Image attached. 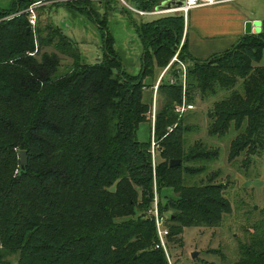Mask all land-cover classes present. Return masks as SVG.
I'll return each instance as SVG.
<instances>
[{
    "label": "trees",
    "instance_id": "obj_1",
    "mask_svg": "<svg viewBox=\"0 0 264 264\" xmlns=\"http://www.w3.org/2000/svg\"><path fill=\"white\" fill-rule=\"evenodd\" d=\"M39 1L14 0L0 9V264L7 256H19V264H169L156 248L155 191L175 196L166 222L169 251L172 244L183 246L186 228L218 227L231 211L221 187L192 185L205 168L188 164L214 161L217 152L184 153L176 107L222 96L208 112L209 137L233 133L231 162L243 149L252 155L263 150L264 28L207 59L190 53L185 35L179 61L172 63L184 18L143 22L137 33L143 71L136 78L124 70L115 40L105 41V63L89 64L52 22L38 20L35 36L28 9ZM49 46L54 52L44 51ZM60 54L74 60L62 76ZM169 62L151 126L161 157L154 168L152 140L138 139L152 106L144 101L143 80ZM172 160L181 165L171 167ZM159 209L167 212L163 203ZM249 234L234 264H264V227Z\"/></svg>",
    "mask_w": 264,
    "mask_h": 264
},
{
    "label": "rangeland",
    "instance_id": "obj_2",
    "mask_svg": "<svg viewBox=\"0 0 264 264\" xmlns=\"http://www.w3.org/2000/svg\"><path fill=\"white\" fill-rule=\"evenodd\" d=\"M14 0H0V9H9ZM61 1V2H60ZM70 0H47L46 3L37 9L38 20L43 24L52 22L62 29V32L76 46L81 56L89 64H96L105 61V41L115 40L114 50L123 63L124 70L140 77L143 64L141 55L144 47L141 45L138 36V29L143 22L150 23L158 19L172 17L161 14L153 17H139L132 13L127 6L117 0H78L80 2H69ZM132 6H139L135 0L129 1ZM54 4V5H53ZM55 4H57L55 6ZM60 4V5H58ZM199 20L203 23L217 22L213 19L211 11L219 9H232L234 13L246 15L248 19L264 22V0H242L238 3L200 8ZM196 9V10H200ZM151 10V9H150ZM194 11V10H193ZM194 12H190L185 24L183 40L188 34L198 35L195 28ZM38 21V22H39ZM233 21V19H231ZM264 28V27H263ZM36 30L34 35L36 36ZM36 43V51L38 49ZM46 52H54L53 47L45 48ZM115 56V55H114ZM62 68L59 76L71 70L74 60L69 56L60 54ZM105 63V62H104ZM169 64L162 69H155L152 76L143 80L148 85L144 92V101L151 106L146 122L140 124L138 139L140 142L149 144L153 141L151 126H154L156 116L161 109V94L155 93V87ZM172 69L170 75H173ZM157 96V102L156 97ZM222 96L212 98L207 102H197L194 110L178 117V124L182 126V133L185 141L183 151L191 153L195 149L217 152L214 161L190 162L188 167L204 169V172L191 178V183L202 185L213 183L221 187L226 200L230 203L231 211L224 215L222 223L218 227H191L186 228L182 235L183 246L172 244L170 257L172 264H234L240 261V244L248 243L250 234L257 226L264 227V149H258L251 153L250 149H243L242 154L235 161H229L230 141L229 138H211L208 135V112L213 109L214 102ZM183 103V102H182ZM182 121V122H181ZM156 147V162L159 163L160 143ZM151 149L152 146H151ZM256 150V149H253ZM153 159V156H152ZM154 167V164H153ZM172 191H164L161 196L155 191V203L158 201L167 212L161 214L167 222L173 211L170 205L174 198ZM154 203V204H155ZM155 206V205H154ZM160 211V209H159ZM198 256L193 258L192 254ZM19 256H7L4 264H19Z\"/></svg>",
    "mask_w": 264,
    "mask_h": 264
},
{
    "label": "built area",
    "instance_id": "obj_3",
    "mask_svg": "<svg viewBox=\"0 0 264 264\" xmlns=\"http://www.w3.org/2000/svg\"><path fill=\"white\" fill-rule=\"evenodd\" d=\"M96 1V0H92ZM120 3L124 4L125 6L128 7L130 11H132L133 14L139 16V17H153V16H158L161 14H166L170 16H182L184 18L185 24L187 26V19L191 11L200 9V8H206V7H217V6H227V5H232L235 3H238L242 0H135L139 6H132L130 5L129 1L131 0H117ZM46 3L45 0L36 2L32 4L29 9H28V14H29V23L30 27L32 28L33 31L37 29V24H38V17H37V9L41 6H43ZM167 3H180L179 6H172L169 8H162L164 5ZM151 9V10H150ZM184 40L181 42L178 53L176 56L173 58V62H178V55L183 47ZM171 63V64H172ZM169 65V67L171 66ZM181 64V71H182V81L185 84V79H186V65L183 63ZM169 67L163 72L161 75L158 84L155 87V93H157L159 86L162 84L163 78L168 73ZM176 81L174 77L170 78V84H174ZM156 97V94H155ZM194 110V105L193 104H188L185 100L183 101L182 105H178L176 107V112L179 114V116H183L188 112H191ZM155 125V123H154ZM154 127V126H153ZM172 130V129H170ZM156 147H158V144L154 141H152V148L151 153L153 156V164L154 168H156ZM155 200V199H154ZM154 209L150 211V214L154 216L155 219V224L157 227V233H158V239L159 243L156 246L157 249H162L166 257L168 258L169 264H172L171 257L169 254L168 250V244H167V238L169 235V230L166 227V221L164 217L161 216L159 208H158V201L156 200V203L154 204Z\"/></svg>",
    "mask_w": 264,
    "mask_h": 264
},
{
    "label": "crops",
    "instance_id": "obj_4",
    "mask_svg": "<svg viewBox=\"0 0 264 264\" xmlns=\"http://www.w3.org/2000/svg\"><path fill=\"white\" fill-rule=\"evenodd\" d=\"M204 10H194L193 17L198 35L188 37L190 53L199 59H207L210 56L222 53L235 45L245 34V25L248 21L246 15L232 12V9L213 10V19L217 22L203 23L199 20V14ZM233 19V21H231ZM261 23L262 22L261 20Z\"/></svg>",
    "mask_w": 264,
    "mask_h": 264
},
{
    "label": "water",
    "instance_id": "obj_5",
    "mask_svg": "<svg viewBox=\"0 0 264 264\" xmlns=\"http://www.w3.org/2000/svg\"><path fill=\"white\" fill-rule=\"evenodd\" d=\"M180 3H167L162 8H169L172 6H179ZM262 32V23L260 21H248L245 25V34L246 35H252V34H259ZM20 160H21V166L24 169L28 164V157L27 153L25 151H22L20 153ZM171 167H176L181 165L180 160H172L171 161ZM193 258H196L198 256L197 253L192 254Z\"/></svg>",
    "mask_w": 264,
    "mask_h": 264
},
{
    "label": "flooded vegetation",
    "instance_id": "obj_6",
    "mask_svg": "<svg viewBox=\"0 0 264 264\" xmlns=\"http://www.w3.org/2000/svg\"><path fill=\"white\" fill-rule=\"evenodd\" d=\"M263 27H264V23H262V29H263Z\"/></svg>",
    "mask_w": 264,
    "mask_h": 264
}]
</instances>
